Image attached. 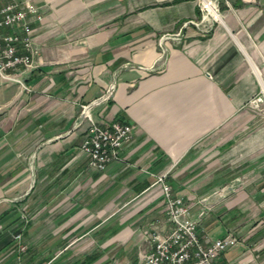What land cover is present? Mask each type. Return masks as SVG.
<instances>
[{
  "label": "crops",
  "instance_id": "crops-1",
  "mask_svg": "<svg viewBox=\"0 0 264 264\" xmlns=\"http://www.w3.org/2000/svg\"><path fill=\"white\" fill-rule=\"evenodd\" d=\"M30 1L38 53L0 78V264H143L164 173L199 235L238 237L215 264H264V0ZM84 103L134 125L103 170Z\"/></svg>",
  "mask_w": 264,
  "mask_h": 264
},
{
  "label": "built area",
  "instance_id": "built-area-1",
  "mask_svg": "<svg viewBox=\"0 0 264 264\" xmlns=\"http://www.w3.org/2000/svg\"><path fill=\"white\" fill-rule=\"evenodd\" d=\"M219 0H199L200 19H216L213 11L218 12ZM229 3V0H224ZM41 18L38 6L30 0H5L0 3V78L19 80L14 72L20 67L31 65L38 53L34 42L31 19ZM110 89L103 93L106 97ZM262 100L261 96L254 101ZM91 103V102H90ZM90 103L81 105L80 119L89 124L80 143V151L87 164L103 170L107 163L119 159L121 147L133 136L134 125L129 122L111 121L101 124L94 121L89 113ZM166 174L158 177L165 200L169 227L166 233L154 229L150 233L152 244L143 254V264H215L216 256L226 248L239 242L238 237L228 231L224 236L206 239L198 233V218L190 214V205L183 197L172 192L165 180ZM206 199L204 197L202 200ZM17 241L21 233L14 234ZM19 249L24 250V245ZM48 264V263H43Z\"/></svg>",
  "mask_w": 264,
  "mask_h": 264
},
{
  "label": "bare ground",
  "instance_id": "bare-ground-1",
  "mask_svg": "<svg viewBox=\"0 0 264 264\" xmlns=\"http://www.w3.org/2000/svg\"><path fill=\"white\" fill-rule=\"evenodd\" d=\"M213 14L218 18L219 17V14H218V12L216 11V9H215V11H213Z\"/></svg>",
  "mask_w": 264,
  "mask_h": 264
},
{
  "label": "rangeland",
  "instance_id": "rangeland-1",
  "mask_svg": "<svg viewBox=\"0 0 264 264\" xmlns=\"http://www.w3.org/2000/svg\"><path fill=\"white\" fill-rule=\"evenodd\" d=\"M19 244H20V245H24V249H26V245H25V243H23V241H21V239H20V241H19Z\"/></svg>",
  "mask_w": 264,
  "mask_h": 264
}]
</instances>
